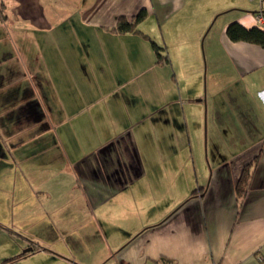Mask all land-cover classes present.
Returning <instances> with one entry per match:
<instances>
[{"label":"crops","instance_id":"crops-1","mask_svg":"<svg viewBox=\"0 0 264 264\" xmlns=\"http://www.w3.org/2000/svg\"><path fill=\"white\" fill-rule=\"evenodd\" d=\"M143 10L137 31H116ZM258 11L251 0H0V264H264V47L226 33L263 29ZM203 40L212 103L187 80L201 78ZM226 59L237 102L216 101ZM43 71L32 103L37 85L23 82Z\"/></svg>","mask_w":264,"mask_h":264},{"label":"rangeland","instance_id":"rangeland-1","mask_svg":"<svg viewBox=\"0 0 264 264\" xmlns=\"http://www.w3.org/2000/svg\"><path fill=\"white\" fill-rule=\"evenodd\" d=\"M252 2V1H251ZM217 25H218V23L217 24H215V26L214 27H212L211 28V30L212 31H210L209 32V34L205 37V40H206V42H207V40L208 39H210L211 37H212V35H213V33H215V31H216V29H217ZM206 34V33H205ZM204 34V35H205ZM209 41V40H208ZM206 48H207V43H205L204 42V40H203V43L201 44V52H202V74H201V78L199 77V79H198V77H193V78H190V79H187L188 81H189V83H193L194 81L196 82H199L198 84L200 85V89L201 88H203V96H206L207 97V93L209 94V101H210V103H212V101H213V99L212 98H210V87H211V82H212V77H210L211 76V74L210 73H212V71H213V66H212V60H211V58H210V56H208L207 55V50H206ZM221 64H222V66L221 67H218L217 68V70H219V71H221L222 73H223V75H224V78H222V79H220V81H221V85H222V87L223 86H225L226 87V92H225V95H223L222 97H221V95H220V97H218L217 99H216V101H218V102H222V100H224L223 98H226L225 99V101L228 103V102H232V101H236L237 102V98H235V93L234 92H236V87H235V84H236V86H237V79H233V78H230V76H228V74L227 75H225L224 73L226 72V73H229L230 72V70H232V68H231V64H230V62L229 61H227V59H226V61L225 62H221ZM216 69V68H215ZM45 72L46 71H43V72H41L40 74H39V76L35 73V75H36V78L35 79H29L28 81H27V79L23 82V83H29V81H30V83H33V81H34V83L37 85V89H35V92L36 93H34V92H32V93H30L29 92V90L27 91V93L29 94L28 95V99L30 98V95L32 96V98H33V100H32V103H34V102H41L40 100H41V91L38 89V87L40 88L41 87V85H42V83L45 81V77L44 78H42V74H45ZM47 73V72H46ZM18 75L21 77V78H24V75L22 74V71H19L18 72ZM144 77H142V78H139L138 80H136L134 83H131L130 85H133V84H135L136 82H140L142 79H143ZM219 80V79H218ZM32 81V82H31ZM236 82V83H235ZM235 83V84H234ZM192 86H193V84H192ZM208 88H209V91H208ZM23 94H25L26 95V92L24 91L23 93H22V95ZM199 98H201L200 96L199 97H196L195 99L197 100V99H199ZM207 99V98H206ZM206 105H207V103H205V104H203V108H202V110H201V112L204 114H206L207 113V109H206ZM35 107V106H34ZM38 108H39V106H38ZM38 108L36 107L35 109H36V115H38V113H37V111L39 112V110H38ZM229 110H227L226 112H225V117L226 118H231L232 116V111L230 112H228ZM204 131H205V128H204ZM205 134V133H204ZM206 137V136H205ZM205 137H204V150H205V146H207V148H208V142H207V140L205 139ZM224 144H228V143H224ZM235 144H237V143H235ZM220 145H222V143H220ZM206 156V155H205ZM204 161H205V163H206V166H207V159H206V157L204 158ZM15 236L17 237V241H18V239H20V240H24L23 238H27V236H28V234H24V233H21V232H19V233H15ZM5 241L4 240V237H0V241ZM38 261H39V264H40V260H38V259H35V260H30L29 261V263L30 262H32L31 264H38ZM27 263V261H25V262H23V264H26Z\"/></svg>","mask_w":264,"mask_h":264},{"label":"trees","instance_id":"trees-1","mask_svg":"<svg viewBox=\"0 0 264 264\" xmlns=\"http://www.w3.org/2000/svg\"><path fill=\"white\" fill-rule=\"evenodd\" d=\"M146 12L143 10L138 15H136L132 21H129L126 17H120L116 27V31L125 33L137 31L138 24L145 19ZM228 37L233 41H246L249 43H254L264 47V30L258 27L247 28L240 23L233 22L228 25L226 29ZM155 49L158 51L159 59H163L159 52V47L153 42ZM252 163L244 166L241 178L237 184V193L242 195L245 193L246 188L249 185L250 178V168Z\"/></svg>","mask_w":264,"mask_h":264},{"label":"built area","instance_id":"built-area-1","mask_svg":"<svg viewBox=\"0 0 264 264\" xmlns=\"http://www.w3.org/2000/svg\"><path fill=\"white\" fill-rule=\"evenodd\" d=\"M257 2L259 5V11L257 12V22L261 28L264 29V0H251Z\"/></svg>","mask_w":264,"mask_h":264}]
</instances>
